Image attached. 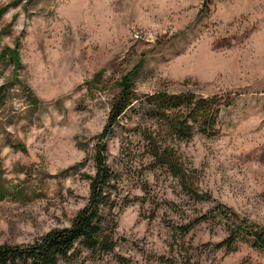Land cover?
Returning <instances> with one entry per match:
<instances>
[{"label":"rangeland","instance_id":"obj_1","mask_svg":"<svg viewBox=\"0 0 264 264\" xmlns=\"http://www.w3.org/2000/svg\"><path fill=\"white\" fill-rule=\"evenodd\" d=\"M0 245L72 224L88 202L93 153L122 77L141 95L216 96L218 133L179 149L197 170L194 199L138 153L117 252L135 264H264L234 222L264 225V0H0ZM16 51L18 64L12 55ZM130 115V114H129ZM107 137L118 169L137 115ZM133 118V120H131ZM127 123V125L125 124ZM88 256V255H87ZM165 257L161 259L159 257ZM81 264H116L113 256Z\"/></svg>","mask_w":264,"mask_h":264},{"label":"trees","instance_id":"obj_2","mask_svg":"<svg viewBox=\"0 0 264 264\" xmlns=\"http://www.w3.org/2000/svg\"><path fill=\"white\" fill-rule=\"evenodd\" d=\"M6 8L0 7V16ZM12 52L18 64L16 51ZM133 74L134 71L122 77L121 90L112 99L104 132L95 143L96 171L93 175L86 174L90 180L88 202L69 226L52 228L33 242L0 245V264H81L87 257L96 255H112L116 264H135L131 257L117 252L116 231L120 212L133 200L129 197L131 192L126 190L123 174L130 172L135 162L133 157L140 152L147 157L141 162L143 167L165 168L194 199L206 197L197 185V170L187 165L179 145L182 140L193 138L196 132L208 136L217 134L220 109L229 103H221L216 96L204 97L191 92L160 90L141 95L132 85ZM131 113L137 118L129 130L130 134L138 136L139 145L136 149L123 145L122 152L128 157L118 169L109 160L107 137L122 120L131 117ZM6 195L0 183V196ZM227 230L228 236L215 246L228 250L237 237L264 250V225L234 222ZM172 263L185 264L176 259Z\"/></svg>","mask_w":264,"mask_h":264}]
</instances>
